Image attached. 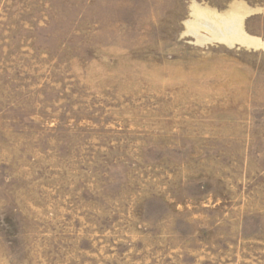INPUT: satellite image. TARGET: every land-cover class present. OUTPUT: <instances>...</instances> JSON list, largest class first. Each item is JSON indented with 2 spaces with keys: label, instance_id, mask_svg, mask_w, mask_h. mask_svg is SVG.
<instances>
[{
  "label": "rangeland",
  "instance_id": "rangeland-1",
  "mask_svg": "<svg viewBox=\"0 0 264 264\" xmlns=\"http://www.w3.org/2000/svg\"><path fill=\"white\" fill-rule=\"evenodd\" d=\"M0 264H264V0H0Z\"/></svg>",
  "mask_w": 264,
  "mask_h": 264
},
{
  "label": "bare ground",
  "instance_id": "bare-ground-1",
  "mask_svg": "<svg viewBox=\"0 0 264 264\" xmlns=\"http://www.w3.org/2000/svg\"><path fill=\"white\" fill-rule=\"evenodd\" d=\"M230 20V19H229ZM224 21V20H223ZM226 21H228V19L226 20ZM234 22V21H233ZM231 24V23H230ZM234 24V23H233ZM238 25H240V24H238ZM227 26V25H226ZM237 26V25H236ZM238 28V27H237ZM227 30H228V28H226ZM232 30V29H231ZM234 31V30H233ZM232 31V32H233ZM235 33V32H234ZM238 33V32H237ZM237 33H235V34H237ZM233 35V34H232ZM219 36V35H218ZM224 36V35H223ZM238 36V35H237ZM216 37H217V35H216ZM222 37V36H221ZM220 38V37H219ZM239 38V37H238ZM246 38H247V36H246ZM253 39V38H252ZM238 40V39H237ZM254 40V39H253ZM245 41V40H244ZM256 46H257V44H256ZM259 46V45H258Z\"/></svg>",
  "mask_w": 264,
  "mask_h": 264
}]
</instances>
